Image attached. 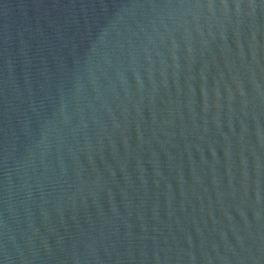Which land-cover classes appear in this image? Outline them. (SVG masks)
Listing matches in <instances>:
<instances>
[{"label":"water","instance_id":"1","mask_svg":"<svg viewBox=\"0 0 264 264\" xmlns=\"http://www.w3.org/2000/svg\"><path fill=\"white\" fill-rule=\"evenodd\" d=\"M0 264H264V0H0Z\"/></svg>","mask_w":264,"mask_h":264}]
</instances>
